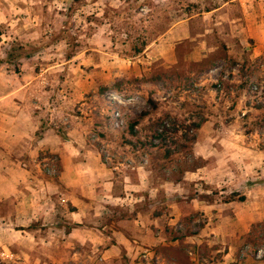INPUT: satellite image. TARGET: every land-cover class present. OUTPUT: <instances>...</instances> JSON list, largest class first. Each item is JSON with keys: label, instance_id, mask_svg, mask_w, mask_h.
<instances>
[{"label": "rangeland", "instance_id": "obj_1", "mask_svg": "<svg viewBox=\"0 0 264 264\" xmlns=\"http://www.w3.org/2000/svg\"><path fill=\"white\" fill-rule=\"evenodd\" d=\"M0 34V63L35 73L33 97H46L38 137L48 127L61 139L74 131L108 167L124 173L142 165L156 184L187 183L185 173L200 167L237 169L249 185V203L243 188L226 191L220 176L198 185H212L210 195L223 202L237 201L238 211L249 209V234L238 258L264 264V0H0ZM142 40L147 45L135 52ZM13 45L30 56L8 62ZM143 111L149 114L141 118ZM34 163L54 179L63 167L53 151L38 152ZM195 194L190 190L189 199ZM158 214L168 216L169 209L161 206ZM207 222L205 213L193 211L163 233L153 229L165 243L142 245L138 260L172 264L177 252L180 264H192L185 255L192 251L214 262L219 243L194 237ZM105 250L91 238L42 258L50 264H129L128 256Z\"/></svg>", "mask_w": 264, "mask_h": 264}, {"label": "crops", "instance_id": "obj_2", "mask_svg": "<svg viewBox=\"0 0 264 264\" xmlns=\"http://www.w3.org/2000/svg\"><path fill=\"white\" fill-rule=\"evenodd\" d=\"M35 78L24 65L14 71L7 63H0V264H18V260L22 264H50L47 259L43 261V254L53 256L55 248L65 249L91 238L106 244L107 255L124 254L130 258L129 264H144L138 260L142 245L165 243L153 229L163 233L167 225L177 224L193 211L208 217L204 232L194 237L199 242L211 243V238L219 243L212 251L219 253V258L204 262L189 251L185 255L191 263L242 264L238 247L249 234V209L238 211L241 205L237 201L223 202L219 196L210 195L212 185H198L199 180L209 182L211 177L220 176L226 191L243 188L249 203V185L241 183L237 169L200 167L185 173L187 183L156 184L153 173L142 165L124 173L108 167L97 150L80 144L81 138L74 131L61 139L48 127L38 137L46 116V97L42 95L38 103L34 99L33 95H38L33 89ZM40 151L59 153L63 167L57 179L35 165ZM208 154L202 151L204 158ZM245 174L249 177V169ZM190 190L198 192L191 199ZM140 197L145 200L140 201ZM161 206L169 209L168 216L155 215ZM231 206L234 212H226ZM259 218L263 220L264 215ZM204 235L209 238L203 239ZM1 254H5L3 259ZM161 256L158 252L157 258ZM178 257L177 252L172 255L171 263L180 264Z\"/></svg>", "mask_w": 264, "mask_h": 264}, {"label": "trees", "instance_id": "obj_3", "mask_svg": "<svg viewBox=\"0 0 264 264\" xmlns=\"http://www.w3.org/2000/svg\"><path fill=\"white\" fill-rule=\"evenodd\" d=\"M146 45H147V41L146 40H142L141 43H139L137 41L134 44L133 48H134L135 52L140 53V52H142L144 50ZM23 50H24V47L21 46V45H15V46L13 45V46H11V48L7 51V61L14 63V62L19 60L23 56H30L31 52H23ZM16 69L19 70L18 67ZM149 102L151 103L153 108H157V102L153 98H150ZM148 114H149L148 111H143L141 113V118L146 116V115H148ZM137 122L138 121H136L135 124H138ZM196 126L200 127V124H196ZM167 154H171L170 151H167ZM240 199H245V196H241Z\"/></svg>", "mask_w": 264, "mask_h": 264}, {"label": "built area", "instance_id": "obj_4", "mask_svg": "<svg viewBox=\"0 0 264 264\" xmlns=\"http://www.w3.org/2000/svg\"><path fill=\"white\" fill-rule=\"evenodd\" d=\"M261 252V250H259V253Z\"/></svg>", "mask_w": 264, "mask_h": 264}]
</instances>
